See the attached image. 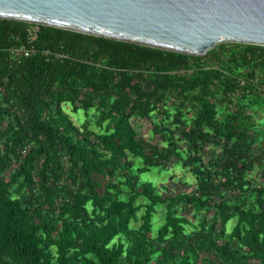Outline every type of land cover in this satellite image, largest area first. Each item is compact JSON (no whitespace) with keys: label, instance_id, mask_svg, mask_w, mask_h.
I'll return each mask as SVG.
<instances>
[{"label":"trees","instance_id":"trees-1","mask_svg":"<svg viewBox=\"0 0 264 264\" xmlns=\"http://www.w3.org/2000/svg\"><path fill=\"white\" fill-rule=\"evenodd\" d=\"M30 26L0 19V264H264V46L194 57L40 26L12 65Z\"/></svg>","mask_w":264,"mask_h":264},{"label":"water","instance_id":"water-1","mask_svg":"<svg viewBox=\"0 0 264 264\" xmlns=\"http://www.w3.org/2000/svg\"><path fill=\"white\" fill-rule=\"evenodd\" d=\"M0 19L194 57L264 46V0H0Z\"/></svg>","mask_w":264,"mask_h":264},{"label":"rangeland","instance_id":"rangeland-1","mask_svg":"<svg viewBox=\"0 0 264 264\" xmlns=\"http://www.w3.org/2000/svg\"><path fill=\"white\" fill-rule=\"evenodd\" d=\"M256 99V100H254ZM252 99V102H250L248 106V111L251 113L254 123L253 130L258 134L259 138L262 140V143H264V99H258L254 98ZM66 112L71 116V118L75 121L77 125H81L86 120V113L85 111L80 110L79 112H73L71 109V106H66L65 107ZM93 111H91L92 113ZM144 133L148 137H151L152 135V130L149 128L148 130H144ZM184 168L181 165H171L170 168L166 171L162 172H153L151 174L145 175V179H150L154 182H157L159 185H167L169 184L168 182V177L169 176H174V177H180L181 175L184 174ZM188 181L192 180V177L188 175L186 177ZM174 188L171 187L170 191L174 192ZM159 213L162 217L164 214V210L160 209ZM232 224H230V227Z\"/></svg>","mask_w":264,"mask_h":264},{"label":"built area","instance_id":"built-area-1","mask_svg":"<svg viewBox=\"0 0 264 264\" xmlns=\"http://www.w3.org/2000/svg\"><path fill=\"white\" fill-rule=\"evenodd\" d=\"M39 31L40 25H31L27 28L26 43L21 45L20 47H16L10 50L12 65L21 63L24 58L29 57L32 53L35 52L33 43L38 38ZM260 91L264 92V87L260 88Z\"/></svg>","mask_w":264,"mask_h":264}]
</instances>
